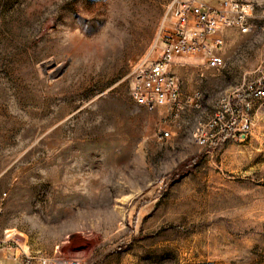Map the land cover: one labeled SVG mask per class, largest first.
I'll use <instances>...</instances> for the list:
<instances>
[{"label":"rangeland","instance_id":"obj_1","mask_svg":"<svg viewBox=\"0 0 264 264\" xmlns=\"http://www.w3.org/2000/svg\"><path fill=\"white\" fill-rule=\"evenodd\" d=\"M172 1L0 0L1 246L8 234L83 264H264V98L245 141L194 139L221 96L250 101L264 84V0L249 33L222 35L221 68L185 58L176 107L152 110L131 90L165 47Z\"/></svg>","mask_w":264,"mask_h":264},{"label":"built area","instance_id":"obj_2","mask_svg":"<svg viewBox=\"0 0 264 264\" xmlns=\"http://www.w3.org/2000/svg\"><path fill=\"white\" fill-rule=\"evenodd\" d=\"M252 0H224L219 8L195 1L173 0L167 7L174 24L165 36V47L162 54L152 61L148 68L137 67L135 80L131 90L133 100L139 105L150 109L159 107H176L179 81L169 67L181 54L199 56L208 51V64L219 69L224 65V58L211 52V48L219 50L223 47L222 36L213 38L226 29H236L242 34L251 31L250 18L253 13ZM250 101L236 99L231 95H223L217 103V110L206 123L200 125L194 133L195 141L201 146H213L226 138L238 142L245 141L252 127L248 113L250 104L255 99L264 98V89H251ZM171 133L163 130L162 137L169 138ZM7 237V235H6ZM13 237V236H12ZM9 238L3 243L13 250L22 264H83L78 258L61 259L45 258L35 255L29 247L24 249L21 244Z\"/></svg>","mask_w":264,"mask_h":264},{"label":"crops","instance_id":"obj_3","mask_svg":"<svg viewBox=\"0 0 264 264\" xmlns=\"http://www.w3.org/2000/svg\"><path fill=\"white\" fill-rule=\"evenodd\" d=\"M184 1H195V2L205 3L204 0H184ZM209 5L212 6L211 4H209ZM215 8H219V7H215ZM232 30L236 31V29H232ZM226 31H228V30L226 29L222 33L215 34L213 36V38H215V37L218 38V37L222 36ZM163 49L164 48H162L160 50V52L157 54V57L162 54ZM210 50H211V52H213L216 55H221V52L219 50H217V49H214L213 47ZM207 52L208 51L205 50L199 56L185 55V54H181L180 53L177 56V58L175 59L176 61L174 60L173 63L170 65L169 72L176 75L181 70H183L184 69V65L186 66V64H187V63L183 62V60H185V58L186 59L189 58L191 60H194V63H191V65H194V66H198V65L205 66L207 64V60H208V53ZM0 264H22V263H21V261L19 259L16 258L15 253L13 252L12 249H10V248H8L6 246H1L0 245Z\"/></svg>","mask_w":264,"mask_h":264},{"label":"bare ground","instance_id":"obj_4","mask_svg":"<svg viewBox=\"0 0 264 264\" xmlns=\"http://www.w3.org/2000/svg\"><path fill=\"white\" fill-rule=\"evenodd\" d=\"M12 236H13V235H8V234H7V237H6V238L9 239V238H11Z\"/></svg>","mask_w":264,"mask_h":264},{"label":"trees","instance_id":"obj_5","mask_svg":"<svg viewBox=\"0 0 264 264\" xmlns=\"http://www.w3.org/2000/svg\"><path fill=\"white\" fill-rule=\"evenodd\" d=\"M258 88H262V89H264V84H263V85H260V86H258Z\"/></svg>","mask_w":264,"mask_h":264},{"label":"water","instance_id":"obj_6","mask_svg":"<svg viewBox=\"0 0 264 264\" xmlns=\"http://www.w3.org/2000/svg\"><path fill=\"white\" fill-rule=\"evenodd\" d=\"M60 73H61V72H60ZM60 73H59V74H60Z\"/></svg>","mask_w":264,"mask_h":264}]
</instances>
